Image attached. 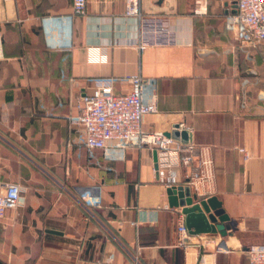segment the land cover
<instances>
[{
	"label": "crops",
	"instance_id": "1",
	"mask_svg": "<svg viewBox=\"0 0 264 264\" xmlns=\"http://www.w3.org/2000/svg\"><path fill=\"white\" fill-rule=\"evenodd\" d=\"M135 6L128 15V0H86L74 14L72 0H0V184L26 189L0 220L1 264H248L247 249L264 245V46L226 31L234 0ZM154 25L173 44L149 45ZM134 76L151 80L157 108L143 131L209 147L213 181L190 189L216 198L227 236L179 247L181 208L169 202L154 150L108 158L88 152L69 125L94 80L129 93ZM189 171L174 186H186ZM86 194L100 204H85Z\"/></svg>",
	"mask_w": 264,
	"mask_h": 264
},
{
	"label": "built area",
	"instance_id": "2",
	"mask_svg": "<svg viewBox=\"0 0 264 264\" xmlns=\"http://www.w3.org/2000/svg\"><path fill=\"white\" fill-rule=\"evenodd\" d=\"M233 11H226L224 27L235 39L248 48L264 46V0H234ZM86 0H72L74 14L85 12ZM136 0H128V15L137 14ZM147 31L142 30L144 36ZM149 45H170L173 38L168 30L154 25L150 32ZM147 43L142 42L141 47ZM148 45V44H147ZM251 60V57H248ZM132 85L129 93H115L111 78L94 80L90 93L80 94L75 101V114L69 116V125L77 132L82 145L88 152L102 150L104 156L123 160L126 151L147 147L157 154L158 169L163 172L161 181L167 187L178 184L183 169L186 184L197 191V187L209 186L214 178V163L209 147L183 143L162 133H151L141 128L142 118L157 112L155 100L146 96L152 84L140 76L128 79ZM248 81H244L247 85ZM243 162L249 159L245 148H237ZM26 189L19 183L0 184V220L8 210H16L24 203ZM83 202L89 206L100 204L99 196L86 194ZM179 247L187 248L195 236L185 225V216L179 214L176 224ZM198 236L199 240L203 241ZM194 237V238H193ZM197 238V237H196ZM196 241V240H195ZM248 264H264V245L251 246L246 251Z\"/></svg>",
	"mask_w": 264,
	"mask_h": 264
},
{
	"label": "water",
	"instance_id": "3",
	"mask_svg": "<svg viewBox=\"0 0 264 264\" xmlns=\"http://www.w3.org/2000/svg\"><path fill=\"white\" fill-rule=\"evenodd\" d=\"M155 170H158L157 154L153 152ZM170 204L181 208L185 216V225L193 236L216 235L227 236L224 222L228 217L222 212L215 197L206 200L197 199L192 195L189 186H171L166 190Z\"/></svg>",
	"mask_w": 264,
	"mask_h": 264
},
{
	"label": "trees",
	"instance_id": "4",
	"mask_svg": "<svg viewBox=\"0 0 264 264\" xmlns=\"http://www.w3.org/2000/svg\"><path fill=\"white\" fill-rule=\"evenodd\" d=\"M1 264V263H0Z\"/></svg>",
	"mask_w": 264,
	"mask_h": 264
}]
</instances>
